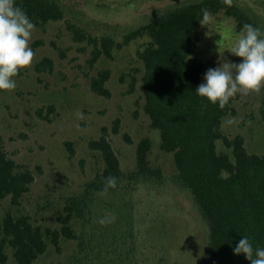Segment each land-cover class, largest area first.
<instances>
[{"label":"trees","instance_id":"16d2710c","mask_svg":"<svg viewBox=\"0 0 264 264\" xmlns=\"http://www.w3.org/2000/svg\"><path fill=\"white\" fill-rule=\"evenodd\" d=\"M15 4L38 28L65 20L68 14L62 0H15ZM202 9H207L211 16L222 13L232 19L237 35L245 24L264 31V16L241 0H232L231 6L223 0H184L123 31L120 38L107 29V23H99L105 34L95 35L67 20L74 41L93 46L90 65L102 58L114 60L115 52L148 39L137 53L144 67L143 109L152 127L160 132L161 149L173 155L176 172L168 178L161 167L151 164L152 140L148 137L137 144L135 169L124 171L104 128L103 134L90 142L91 150L101 154L104 167L85 183L79 194L67 200L58 218L59 230L37 226L29 216L10 212L0 216V264L7 262L8 248L18 264H34L46 253L48 240L60 251L62 238L78 242L65 264H168L166 254L156 255L149 249L154 255L147 260L144 251L141 255L132 246L137 222L126 195L120 198V192L168 182L189 196L207 223L208 264H251L243 254L233 252L245 236L252 243L253 258L255 249H264V154L250 152L242 135L230 137L225 133L224 119L234 110L232 99L221 109L196 94L208 71L196 56ZM44 43L40 40L34 48ZM53 68L54 62L48 57L35 67L37 73ZM111 75L110 69L101 70L92 78V91L112 97L107 87ZM133 91L134 84L129 93ZM42 112L38 115L42 116ZM109 176L116 178V187L104 193V181ZM34 181V172L19 165L0 146V199L10 197L11 204L19 206ZM101 219H105L104 225L98 223ZM156 229L163 230L162 226Z\"/></svg>","mask_w":264,"mask_h":264},{"label":"rangeland","instance_id":"374dc122","mask_svg":"<svg viewBox=\"0 0 264 264\" xmlns=\"http://www.w3.org/2000/svg\"><path fill=\"white\" fill-rule=\"evenodd\" d=\"M181 1L62 0L68 10L66 19L34 28L29 43L35 54L31 66L14 77V90L0 91V146L19 165L28 166L35 181L19 206H13L10 197L0 199L1 217L9 212L29 216L37 226L59 230L58 218L67 200L79 194L104 167L101 154L90 148V142L98 139L104 128L124 171L135 169L137 144L148 137L152 140L151 164L161 167L168 178L175 174L173 155L161 149L160 132L152 127L143 109L144 67L137 53L148 39L115 52L114 60L102 58L90 65L93 46L74 41L67 20L95 35L105 34L99 23H107V29L120 38L123 31ZM241 1L264 16V0ZM238 37L232 19L222 13L212 15L196 42L198 60L207 70L225 62L242 63V58L230 52ZM40 40L44 45L34 48ZM46 57L53 60V70L37 73L36 64ZM104 69L112 71L107 84L110 98L91 88L92 78ZM132 84L134 91L129 93ZM231 99L234 110L224 119L225 133L242 135L250 152L264 154V87L258 94L237 93ZM39 111H43L42 116ZM125 195L137 222L131 239L137 252L142 255L144 251L147 260L154 255L149 249L156 255L166 254L168 264H208L209 228L185 192L168 182L120 192V198ZM158 226L163 230L156 231ZM75 228L80 231L78 224ZM77 245L75 240L62 238L58 251L48 240L46 253L34 264H65ZM6 252L5 264H18L13 251L8 248Z\"/></svg>","mask_w":264,"mask_h":264},{"label":"clouds","instance_id":"9594fccd","mask_svg":"<svg viewBox=\"0 0 264 264\" xmlns=\"http://www.w3.org/2000/svg\"><path fill=\"white\" fill-rule=\"evenodd\" d=\"M231 6L232 0H223ZM187 6V5H185ZM202 26L211 22V14L202 9ZM35 25L25 11L16 6L15 0H0V91L16 88L14 77L31 66L34 52L29 46ZM231 54L242 58V63L225 62L222 66L209 69L205 83L198 86L196 94L206 98L211 104L223 109L237 93L249 95L259 93L264 87V31L251 24H245L230 50ZM116 187V178L109 176L104 181V193ZM101 225L105 219L98 221ZM243 254L251 264H264V249H254L248 237L240 239L233 250Z\"/></svg>","mask_w":264,"mask_h":264}]
</instances>
